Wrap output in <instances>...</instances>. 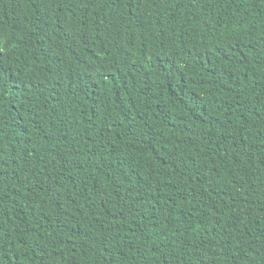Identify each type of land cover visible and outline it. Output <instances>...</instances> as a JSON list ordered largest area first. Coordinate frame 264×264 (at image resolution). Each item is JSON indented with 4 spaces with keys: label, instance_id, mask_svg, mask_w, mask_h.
I'll return each mask as SVG.
<instances>
[{
    "label": "trees",
    "instance_id": "16d2710c",
    "mask_svg": "<svg viewBox=\"0 0 264 264\" xmlns=\"http://www.w3.org/2000/svg\"><path fill=\"white\" fill-rule=\"evenodd\" d=\"M0 264H264V0H0Z\"/></svg>",
    "mask_w": 264,
    "mask_h": 264
}]
</instances>
